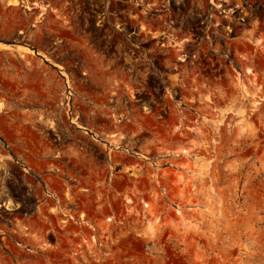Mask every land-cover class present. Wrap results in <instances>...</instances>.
Segmentation results:
<instances>
[{
  "label": "rangeland",
  "instance_id": "rangeland-1",
  "mask_svg": "<svg viewBox=\"0 0 264 264\" xmlns=\"http://www.w3.org/2000/svg\"><path fill=\"white\" fill-rule=\"evenodd\" d=\"M56 166L133 187L111 252L0 208V264H264V0H0V203Z\"/></svg>",
  "mask_w": 264,
  "mask_h": 264
},
{
  "label": "built area",
  "instance_id": "built-area-1",
  "mask_svg": "<svg viewBox=\"0 0 264 264\" xmlns=\"http://www.w3.org/2000/svg\"><path fill=\"white\" fill-rule=\"evenodd\" d=\"M49 172L54 173L59 178L65 175L64 169L56 166L53 169H49ZM45 190V196L37 198L38 207H46L53 214L57 213V221L62 226L63 235L70 236L69 249L74 255L89 256V255H101L111 252L114 243L117 241L118 236L116 230L122 224L129 220L131 215L133 197V187H126L125 189H118L117 187L110 186L113 189V193L123 196V201L126 205L125 209L121 211L119 215L115 214V210L112 208L113 213L100 218H91L81 211V208L71 207L72 204L81 202L79 197L69 187H64L63 191L48 184ZM84 192L88 189L80 188ZM145 207L149 206V202L143 201ZM41 214V213H40ZM45 219V214H41ZM48 218V216H46ZM46 220V219H45ZM47 222V221H46ZM49 222L48 232L60 234L52 222ZM47 222V223H48ZM73 226V228H72ZM62 240V239H61Z\"/></svg>",
  "mask_w": 264,
  "mask_h": 264
},
{
  "label": "crops",
  "instance_id": "crops-1",
  "mask_svg": "<svg viewBox=\"0 0 264 264\" xmlns=\"http://www.w3.org/2000/svg\"><path fill=\"white\" fill-rule=\"evenodd\" d=\"M24 170V169H23ZM27 171H31L38 180V184L47 186L48 184L56 187L57 189L63 191L64 187H69L72 192L75 194L76 197L81 199V202L78 203V208H81V211L85 212L88 217L93 218H100L107 216L106 210L110 209V204L113 205L114 200L119 197L116 193H113V189L108 187L107 194H104L101 190L102 183L97 178V169H64L65 175L62 178H59L54 173L49 172V169H25ZM131 187V186H127ZM80 188L88 189L87 192L80 190ZM19 205H16L17 208ZM38 207V206H37ZM2 210H6L8 207V202L0 207ZM10 209V208H9ZM48 216V218H46ZM54 214H45V219L42 218L40 215V221L45 222L47 225L39 226L38 218L35 221H32V224L29 225L28 219L22 218L21 220L17 221L14 226L13 230L15 232L19 231L23 233V228L26 230L32 229L31 233L34 236L41 238L42 234L40 232L46 231L47 234H51L55 240V243L52 244L54 248L59 246V236L63 235L62 226L57 221V216ZM52 222V226L56 228L60 232V234L50 233L48 232L49 222ZM18 222H20V229H18ZM59 228V229H58ZM9 235L7 230L3 227H0V236L4 237Z\"/></svg>",
  "mask_w": 264,
  "mask_h": 264
},
{
  "label": "flooded vegetation",
  "instance_id": "flooded-vegetation-1",
  "mask_svg": "<svg viewBox=\"0 0 264 264\" xmlns=\"http://www.w3.org/2000/svg\"><path fill=\"white\" fill-rule=\"evenodd\" d=\"M224 12H226V10H224ZM236 12V15L238 16L237 17V19L239 20V22H238V25H245V22H246V20H247V17H246V13H244L243 12V10H236L235 11ZM224 17H228L227 15L226 16H224ZM244 22V23H243ZM6 202L7 201H2L1 203H0V207L2 206V203H3V205L4 204H6ZM20 206H18L17 208H14V209H9V208H7L6 210L8 211V212H12V213H8V215H10V216H12V215H14V214H20V215H23V217L22 218H24V216H26L27 215V213L26 212H23V209H21L20 210ZM18 210H20V211H18ZM15 211H18V212H16L15 213ZM14 212V213H13ZM21 218V219H22ZM21 219H18L17 217H10V218H7L6 219V222L7 223H4V224H9V225H13L14 226V224L17 222V221H19V220H21ZM5 226V225H4Z\"/></svg>",
  "mask_w": 264,
  "mask_h": 264
},
{
  "label": "bare ground",
  "instance_id": "bare-ground-1",
  "mask_svg": "<svg viewBox=\"0 0 264 264\" xmlns=\"http://www.w3.org/2000/svg\"><path fill=\"white\" fill-rule=\"evenodd\" d=\"M28 8H30V5H28Z\"/></svg>",
  "mask_w": 264,
  "mask_h": 264
}]
</instances>
